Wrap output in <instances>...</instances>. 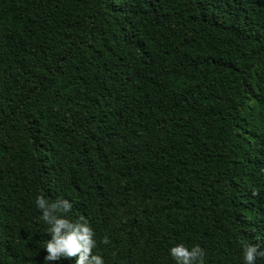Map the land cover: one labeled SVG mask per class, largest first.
<instances>
[{
    "label": "trees",
    "instance_id": "16d2710c",
    "mask_svg": "<svg viewBox=\"0 0 264 264\" xmlns=\"http://www.w3.org/2000/svg\"><path fill=\"white\" fill-rule=\"evenodd\" d=\"M37 196L104 264L264 252V0H0V264H73Z\"/></svg>",
    "mask_w": 264,
    "mask_h": 264
},
{
    "label": "clouds",
    "instance_id": "9594fccd",
    "mask_svg": "<svg viewBox=\"0 0 264 264\" xmlns=\"http://www.w3.org/2000/svg\"><path fill=\"white\" fill-rule=\"evenodd\" d=\"M35 205L41 212V219L47 224L46 231L50 238L44 242L45 261H57L61 258L75 257L73 264H104L103 258L91 252L95 245L93 233L86 222H73L61 215L70 207L68 201L48 202L41 196L35 198ZM243 264H255L258 256L264 255L257 245H241ZM169 255L176 264H201L203 251L198 245L191 248L182 243L168 249Z\"/></svg>",
    "mask_w": 264,
    "mask_h": 264
}]
</instances>
